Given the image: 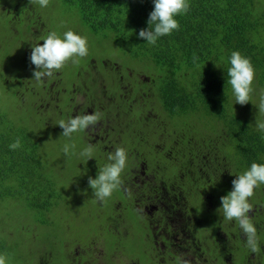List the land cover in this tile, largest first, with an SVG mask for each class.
I'll list each match as a JSON object with an SVG mask.
<instances>
[{"label": "trees", "instance_id": "1", "mask_svg": "<svg viewBox=\"0 0 264 264\" xmlns=\"http://www.w3.org/2000/svg\"><path fill=\"white\" fill-rule=\"evenodd\" d=\"M11 1L0 0V9H13ZM52 2L78 18L81 26L76 30L89 43L92 39H115L118 58L107 64L109 68L94 73L91 67L84 71L69 62L47 77L54 82L52 91L58 99L42 105L51 89L43 81L32 83L35 66L30 55L24 61L16 51L21 38H31L32 25L39 19L26 28L12 18V33L0 37V255L6 264H20L33 254L34 247L43 264H54L62 249L56 264H73V238L85 239V216L92 217L88 214L101 205L89 177L96 178L99 169L109 163L108 155L118 147L126 150L128 160L119 186L103 200L110 202L109 206L125 201L134 208L130 205L133 201H146L133 186L134 174L130 175L129 169L151 153L164 155L166 144L202 143L222 148L223 153L211 152L206 159L199 146L198 158L203 169L199 176L218 177L220 197L232 190L236 175L254 162L264 163V135L244 113V106L235 103L227 83L228 57L239 51L255 68L252 91L264 90V0H188L187 13L176 17L178 30L161 37L155 45L138 37L139 31L148 27L152 0H49L48 6ZM16 4L22 9L26 6L30 13L40 7L37 0H18ZM25 15L29 17L28 12ZM41 34L35 40L42 44ZM13 73L23 77L20 82L31 84V92L26 87L28 100L18 95ZM128 73L131 85L122 80ZM9 74L12 80L8 81ZM105 80L112 96L104 92L109 95L110 107L101 112L112 124L107 130L110 149L100 147L101 138L95 142L88 139L94 126L64 137L60 121L73 117L77 106L82 110L84 104L93 103L95 91L103 89L100 83ZM38 93L43 96L41 102H37ZM4 99H12L13 105L5 106ZM27 105L30 112H26ZM94 113L99 121L102 115L96 109ZM16 141L20 146L11 149ZM89 145L94 147V158L87 161L79 153ZM159 164L164 165V161ZM73 168L88 179L84 187H80L81 179L74 177ZM202 188L194 192L198 198L211 191V184ZM53 210L59 211L62 221L50 217ZM262 218L264 215L258 216V220ZM255 226L263 250L264 225ZM98 231L94 227L90 232ZM64 234L71 236L61 238ZM109 243L114 245L112 236ZM85 260L83 257L82 262Z\"/></svg>", "mask_w": 264, "mask_h": 264}, {"label": "flooded vegetation", "instance_id": "2", "mask_svg": "<svg viewBox=\"0 0 264 264\" xmlns=\"http://www.w3.org/2000/svg\"><path fill=\"white\" fill-rule=\"evenodd\" d=\"M98 138L105 137L99 134ZM199 146L206 159L210 158L211 152L223 153L220 147L202 143H181L177 147L171 143L164 145V155H159L157 151L156 154L151 153L149 158H144L141 163L131 165L129 174H134L133 186L141 192V199L144 197L146 201H133L130 205H134V208H130L125 201L111 202L113 206L108 205L110 202L99 201L101 205L88 214L92 217L87 214L85 216V239L73 238L74 243L66 240L74 244L72 252L76 250L78 241L83 244L82 250L76 255L81 264H115L113 258L118 254L122 255L120 260L125 261V264H196L197 260L207 264L218 261L236 264L234 254L242 247H246L247 264H264V249L259 247V251L252 252L246 246L239 224L235 220L224 219L220 209L221 193L216 189L218 177L199 176V172L203 170L198 166ZM160 160L164 161V165L159 164ZM226 172L228 174L230 171ZM156 174L154 184L179 187L178 192H168L171 201H163L168 193H162L151 184H144L145 176L152 177ZM178 174L184 180V185H181ZM138 177H142V181H138ZM187 178H191L192 182L188 183ZM207 183L211 184V191L198 198L194 192L202 190L203 184ZM260 195L264 196V186L256 189L251 200H255L256 206L264 208L256 201ZM209 197H215L214 206L208 204ZM122 207H126L127 211L123 212ZM145 208H149V213L156 218L155 226L164 223L172 229L165 232L154 230L153 222L144 216ZM254 215L250 216L252 220L264 213ZM94 227L99 231L92 234L90 231ZM184 233H187V238L183 236ZM67 235L71 236L64 234L61 238L68 239ZM111 236L114 238V245L109 243ZM125 240L130 243L126 244ZM92 256L94 262L89 260ZM83 257L86 258L84 262ZM227 257H230V261Z\"/></svg>", "mask_w": 264, "mask_h": 264}, {"label": "clouds", "instance_id": "3", "mask_svg": "<svg viewBox=\"0 0 264 264\" xmlns=\"http://www.w3.org/2000/svg\"><path fill=\"white\" fill-rule=\"evenodd\" d=\"M33 0H30V3ZM41 8L48 6L49 0H37ZM154 9L150 12L147 21L148 27L141 29L139 38L146 43L155 45L157 41L174 30H178L179 21L177 16L187 13L189 9L188 0H152ZM32 46L30 62L35 66L33 76L35 80L41 81L51 77L62 69L68 61L78 63V58L88 55V39L86 36L68 30L62 36L55 31L50 32L43 40ZM230 67L227 70L228 81L231 85L235 103L245 105L250 102V94L255 77V68L251 60L243 56L239 51H233L228 57ZM259 110L264 112V98H262ZM99 117L95 113L75 115L67 121L61 120L59 126L63 129L64 137H71L73 133L81 132L94 126ZM256 128L264 132V121H257ZM20 146L19 141L11 144V149ZM68 147L65 146V152ZM94 147L92 145L84 148L79 155L87 161L94 158ZM128 154L123 147H118L108 155L109 163L99 169L96 178L89 177V185L93 189V195L99 201L110 197L119 186L121 173L126 167ZM264 184V163H252L250 168L242 174L236 175L232 181V190L221 197V208L223 217L227 221L235 220L245 237L246 246L252 252L259 251L257 239V228L249 215L252 205L249 198L253 196L254 189ZM0 264H6V258L0 255Z\"/></svg>", "mask_w": 264, "mask_h": 264}, {"label": "rangeland", "instance_id": "4", "mask_svg": "<svg viewBox=\"0 0 264 264\" xmlns=\"http://www.w3.org/2000/svg\"><path fill=\"white\" fill-rule=\"evenodd\" d=\"M18 0H12L11 2H13L14 4H10V8L14 7L13 9H10L9 11H4L2 9H0V37L2 36H7L8 34L12 33L10 27V22H12V18H15V21L18 22V24L20 25V23H24L26 25V28L31 26V21L33 19H39L38 21H36L33 25H32V32L33 34H31V38H21L17 47H16V51H18L20 53V57L25 61L28 58V55L31 54L32 51V46L36 45L37 43H40L39 41H36L35 38L40 36L41 34V40H43L46 35H48L50 32L55 31L58 35L62 36L64 32L68 31V30H73L74 32H76L77 34H80L77 30L76 27L81 26L80 25V21L78 20V18L76 19V17L69 11L68 8H65L61 5H57L56 2H52L51 5L47 6L46 8H41V7H36L37 10H33L35 13H30V11H28V8L26 6H24V8H20L17 3ZM16 4V5H15ZM25 12L29 13V17H27L25 15ZM27 21V22H26ZM12 26H16V24H12ZM22 27L19 29L21 30ZM44 33V34H43ZM16 34H18L16 32ZM82 35V34H80ZM1 44V43H0ZM19 46V47H18ZM88 48H89V52L88 55L86 57L83 58H78V63L73 64L71 61H68L65 66H67L70 62V65H74L77 68L83 69L84 71H87V68H92V73L96 72L95 70H100V69H104V68H109L108 65H111L112 62H116V59L118 58L117 51V43L115 39L112 40H107V39H103V40H94L92 39L91 43H89L88 41ZM108 64V65H107ZM59 74V73H57ZM10 75V74H9ZM128 77H122V80L126 82L127 85H131V73L127 74ZM14 81L17 80V82H15V86L18 87L17 88V92L18 95L20 96V98H24L25 101L28 100L29 95L28 92H26V87L29 89V91H32V88H30L31 84H28L27 81L26 82H20L21 79L23 77H20L17 73H13L12 74ZM30 76V75H29ZM8 81L11 78L8 77ZM12 80V78H11ZM44 82V85L50 87V94L47 98H45L43 100V104L42 105H47L50 102H54L55 99H58V95L56 93H54L52 91L53 88V84L51 81H49V79L46 77L44 78V80H41ZM33 84H37L39 83L37 80L33 79ZM40 84V83H39ZM106 80L102 81L100 83V86H103L102 90H97L95 91V97H94V102L90 103L88 105L84 104V108H82V110L80 109L79 106L78 109H76L74 112V116L75 115H83L85 113H94V110L96 109L98 111V113H100L102 115V118L94 125L93 128H95V131L93 130V128L89 131V135H88V139L92 142L97 141L98 135H103L105 138V140L103 138H101L103 141L101 142H105L104 145L100 143V147L104 148L106 150L110 149V145H109V131L107 133V130H109V128L112 127V124L106 121V117L105 114L103 115V113L101 112V109L103 108H109L110 106V100H109V95L110 97L112 96L107 90H106ZM106 91V93H104ZM42 97L40 93L37 94V102L38 101H42ZM17 98V97H16ZM262 98H264V90L263 91H252L250 94V102H248L249 105H243L244 106V113L248 114L252 120H253V124L256 126V122L257 121H264V112L260 111L258 106L262 100ZM62 100V99H61ZM4 105L5 106H9L11 107L14 103V101L12 99H4ZM257 101V102H256ZM36 102V104H37ZM57 104H61L60 101L57 102ZM83 106V104H81V107ZM247 106V107H246ZM27 110L26 112H30L29 110V105L26 106ZM86 107V108H85ZM116 125H119V121L117 119H115L113 121ZM29 128L32 129L31 126H29ZM101 130V131H99ZM264 135V132H262ZM74 171L73 175L74 177H76V179L80 178L81 179V185L80 187H84V185L88 182V179H86L82 174H78L79 170L78 169H72ZM169 177H172V174L168 175ZM157 178V174L152 176V177H148L145 176V180L146 182H144L145 185H152L155 188H157L158 190L162 191V193L166 194L169 191H174V192H178L179 191V187L175 186V185H170V186H159L154 184L153 182L156 180ZM163 178V177H162ZM178 178L180 180L181 185H184V180L181 178L180 174H178ZM138 181H142V177H138L137 179ZM70 188H74L73 185L69 186ZM77 188V186L75 187ZM257 189V188H256ZM256 189H254V194ZM169 194L168 193L165 196V199L163 201H171L169 198ZM253 194V195H254ZM253 197V196H252ZM249 198V203L252 205L251 211L249 213V215L251 217H254L256 213H264V208L260 207V206H256L254 201L251 200V198ZM255 198V197H254ZM70 201V200H69ZM208 204L210 206H214V203L216 201L215 197H209L208 200ZM256 201H258L259 204L264 206V196L260 195V197L258 199H256ZM74 203V202H72ZM71 206V205H70ZM118 207H120V205H118ZM149 208H145L144 213H145V218L149 219L150 221L153 222V229L159 232H165L166 230H171L172 228H168V226L166 224H161V225H157L155 226V221L156 218L153 217V215L151 213H149ZM122 211L126 212L127 209L126 207H122ZM63 212H65V209L63 210ZM50 217L53 218L54 220H61V215L59 213V211H55L53 210L50 213ZM76 217V216H75ZM254 221V225H264V218L258 220L255 219ZM45 230V229H44ZM264 231V229L262 230ZM39 232V229H38ZM128 236V235H126ZM183 236H185L186 238L188 237L187 233H184ZM39 241V240H38ZM41 242V241H40ZM126 244H129L130 241L125 240ZM70 245H68L69 247ZM53 247H55V245H53ZM83 244L80 243L78 241V243L75 245L76 250L71 253L72 254V262L73 264H81L80 260H78L76 258V255L82 250ZM41 248V247H40ZM56 248V247H55ZM62 249V248H61ZM245 251H246V247H242L241 249L237 250L234 254V258H235V262L236 264H247L246 262V257H245ZM64 252V250L62 249V253ZM61 253V254H62ZM59 254V255H61ZM56 255L54 257V264H56L55 260L57 258ZM251 256H254V254H251ZM120 258H122L121 254L116 255L113 258L114 263L116 264V262L118 264H125V261L123 262L122 260H120ZM228 261H230V257H227ZM90 261L94 262L93 256L89 258ZM196 264H207L205 261H195ZM30 263H34V264H41V257H40V253L37 250L36 247H34V252L32 255H28L26 257V259L21 260L20 264H30ZM187 264V263H185Z\"/></svg>", "mask_w": 264, "mask_h": 264}]
</instances>
